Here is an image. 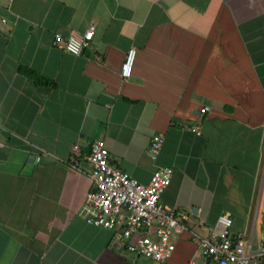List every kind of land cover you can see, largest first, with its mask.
I'll use <instances>...</instances> for the list:
<instances>
[{"label": "crops", "instance_id": "1", "mask_svg": "<svg viewBox=\"0 0 264 264\" xmlns=\"http://www.w3.org/2000/svg\"><path fill=\"white\" fill-rule=\"evenodd\" d=\"M91 27L80 55L55 46ZM98 140L142 184L173 169L161 202L189 231L170 260L86 221ZM220 216L264 247V0H0V264H203L190 232Z\"/></svg>", "mask_w": 264, "mask_h": 264}, {"label": "built area", "instance_id": "2", "mask_svg": "<svg viewBox=\"0 0 264 264\" xmlns=\"http://www.w3.org/2000/svg\"><path fill=\"white\" fill-rule=\"evenodd\" d=\"M93 27L83 34L71 33L67 37L55 35V46L64 51L80 55L93 39ZM137 51H128L120 69L121 78L126 81L132 75ZM202 113L210 111L204 107ZM192 131L200 134L198 126ZM165 137L156 134L151 139L146 154L153 160L158 158ZM81 157L78 145L72 147L71 161L75 164ZM90 164L93 189L88 193L83 211L89 224L120 231L121 245L127 253L142 256L155 262L172 258L177 240L189 231V216L185 212L168 209L161 202V195L171 184L173 169L159 166L153 172L148 184H142L117 167L110 158V152L102 140L95 141L85 157ZM41 159L39 155L38 160ZM233 220L220 216L216 225L201 235L191 231L193 242L200 249L204 263L218 264H264V247L253 248L251 238L245 233L233 234ZM190 264H196L191 262Z\"/></svg>", "mask_w": 264, "mask_h": 264}]
</instances>
